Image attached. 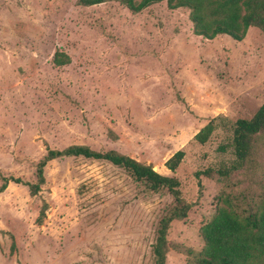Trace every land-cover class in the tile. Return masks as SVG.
<instances>
[{
  "label": "rangeland",
  "instance_id": "374dc122",
  "mask_svg": "<svg viewBox=\"0 0 264 264\" xmlns=\"http://www.w3.org/2000/svg\"><path fill=\"white\" fill-rule=\"evenodd\" d=\"M56 49L70 61L53 63ZM263 101L256 25L242 41L209 39L194 32L188 8L166 1L133 12L117 1L0 0V171L35 180L46 143L125 151L179 177L191 208L168 237L184 247L203 245L200 225L221 203L220 184L196 170L230 163L232 123ZM214 117L224 119L197 140ZM257 142L258 165L233 179L251 203L264 191V135ZM180 148L186 154L172 171L165 161ZM172 202L110 160L58 156L36 195L13 181L0 190V264H152L157 223ZM166 264H186V254L170 248Z\"/></svg>",
  "mask_w": 264,
  "mask_h": 264
},
{
  "label": "trees",
  "instance_id": "16d2710c",
  "mask_svg": "<svg viewBox=\"0 0 264 264\" xmlns=\"http://www.w3.org/2000/svg\"><path fill=\"white\" fill-rule=\"evenodd\" d=\"M108 1L124 4L133 12L166 1L169 8H188L196 34L214 39L218 35H229L242 41L250 27L258 26L264 31V0H76L78 6H93ZM70 61V56L63 50L56 49L53 63L57 65ZM214 117L202 124L193 134L199 141L209 138L218 124ZM220 122V121H219ZM264 135V101L249 118L235 119L231 126L230 139L235 157L229 164L218 167L208 166L196 170L215 178L221 186L219 199L214 213L200 225L204 239L200 248L184 247L171 241L168 237L171 223L175 219H185L189 215L191 203L182 195L180 180L177 175L163 173L153 164L145 163L134 155L116 148L106 150L92 148L84 143H68L62 147H51L46 143L45 154L37 162L35 180H25L14 174L0 171V190L6 188L10 181L27 186L30 195H36L45 182L47 163L65 154L107 159L114 164L126 167L139 180H143L151 190L166 189L173 202L164 207L156 227V238L152 244V264H166L170 248L183 250L186 264H264V191L254 203L248 195L238 193L233 179L236 172L251 173L259 163V143L257 139ZM223 149L225 145L221 146ZM186 154L185 149L176 150L165 161V165L175 171ZM235 190V191H234ZM248 194V193H246ZM243 202V203H242ZM47 201L42 199L37 221L42 223L46 217ZM15 239L11 247L15 246Z\"/></svg>",
  "mask_w": 264,
  "mask_h": 264
}]
</instances>
